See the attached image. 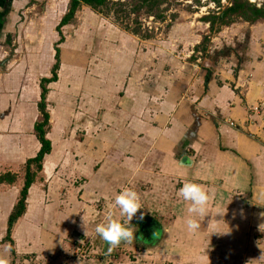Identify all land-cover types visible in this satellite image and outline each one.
<instances>
[{
    "label": "crops",
    "instance_id": "crops-1",
    "mask_svg": "<svg viewBox=\"0 0 264 264\" xmlns=\"http://www.w3.org/2000/svg\"><path fill=\"white\" fill-rule=\"evenodd\" d=\"M33 2L0 0V166L13 149V161L6 163L17 162L18 150L26 162L40 149L38 139L28 155L16 143L30 132L36 136L41 80L52 76L56 59L53 65L49 50L56 54L60 37H46L44 16L29 12ZM207 15L186 14L166 25L172 51L128 45L105 51L104 79L95 68L81 95L79 106L90 115L83 138L61 147L60 175L43 167L46 177L29 189L12 243L3 241L19 189L5 191L0 184L3 264H159L168 254L181 264H264V18L212 25ZM60 67L61 60L57 80L47 86V107L50 85L61 82ZM188 181L209 193L203 215L188 212L190 203L177 196ZM124 187L135 189L144 207L131 225L143 212L163 231L152 248L137 232L120 245L123 253L115 247L108 254L94 227L109 212L122 219L114 198ZM190 218L199 229L187 228Z\"/></svg>",
    "mask_w": 264,
    "mask_h": 264
},
{
    "label": "rangeland",
    "instance_id": "rangeland-1",
    "mask_svg": "<svg viewBox=\"0 0 264 264\" xmlns=\"http://www.w3.org/2000/svg\"><path fill=\"white\" fill-rule=\"evenodd\" d=\"M232 1L233 0H226L225 3H223L222 1L223 6L222 8H219L212 0H166V2L161 4L162 7L168 8V10L165 11V22H162L158 18H154L153 16H149L148 14H146L144 8L137 12H130V16H123L119 13L116 14L115 12L110 13L95 11L92 10L89 6H82L76 12V16L73 22L62 27V34L64 36L63 42L59 43V41L56 40L57 47L59 45L61 49L62 63V67H60L58 75L59 77H61V82L64 84V86H61V82L50 85V90L52 92L50 94V99L48 102L50 103V105L48 104L47 108L49 109L50 113V132L48 134V137L52 142V152L47 155L48 157L46 156L43 162V167L46 165L47 168L50 169V173H53L55 177L57 175H60L61 147L67 143L73 145L82 140L83 137H81V135L84 134L82 130V127L85 124L84 119L86 118V120H88L90 115L86 109H83L79 106L80 100L84 98L81 95L82 93H84L85 87H87V85L89 84L91 77L90 74L93 71L95 72V68H98L99 78L104 79V68L108 65L106 52L108 53V51H110L111 49L109 47H114L115 45L117 47H123L125 45H128L130 46V49L137 48L138 51L140 49H145L146 51L148 47L152 48L156 46L160 47L162 50L167 49L172 51L171 47H167V43L165 40L169 36L168 34L170 31V29L166 27V25L174 21L172 14L175 13V19H177L182 15L185 16L187 14L186 17H188V15L195 12H203L208 14L206 18L213 19L216 15L221 13L223 9H225V7H228L230 5L229 2ZM240 1L246 3L247 1L250 2V0ZM68 4L69 0H34L33 3L29 4V12H33L34 16L38 17V15L40 16L41 14L44 16L45 19L43 21V26L45 27L46 37L49 40L56 36L57 39H59L58 37L61 38L59 32L56 31V22H59L60 19L64 16V13L67 12ZM129 4L130 5L128 6V8L131 9L135 6L136 2H132L130 0ZM249 4L258 6L261 4L264 5V0H253V2ZM136 20L141 24L139 25ZM217 23H219V21H217ZM216 25L214 26L213 31H215L216 28L219 27L218 24ZM34 26H37V24H35ZM138 26H140L139 34L135 32ZM36 33L37 32L35 30V35ZM127 35H130L131 38H127ZM146 35H150V37L147 38L148 36ZM144 36H146V38H144ZM139 39L145 41V44L142 43L143 45H141V43L138 42ZM35 44L38 43L35 42ZM95 47L97 48V51L95 50ZM30 53L33 54L32 52ZM53 53L54 52L50 48L48 58L54 65L55 57L53 55H55V53ZM38 75L39 74H36V78ZM50 76L51 68L47 77ZM36 81L34 80L33 84L37 87ZM80 83L83 84L84 88L78 91L74 90L73 88L76 87L75 85H79ZM81 117L83 120L82 123L80 121ZM41 119L42 115L40 113V120ZM6 140L8 143H10V146H14V143H12L13 140L11 138H6ZM17 141V146L26 148V155L31 153V149L32 152L33 150L35 151L39 145L37 143L38 141L36 136L32 134V132L28 133V137L25 136L24 138H19ZM27 150H30V153H28ZM14 151L15 150L13 149L12 154L9 151L11 155L6 153L8 155V158H5L3 155V164L2 166H0V174L9 172L8 170L5 171V167L9 166L10 168H12L10 170L13 173L19 174L18 180L11 186H2V190L6 191L7 189H19L20 192L24 179L23 176L25 164L28 159L26 160V162H24V159L26 157H24L23 155L21 156V152L18 150L16 160L17 162L6 163V160L13 161V156L15 154ZM43 171L40 173L38 180L45 179L46 176L44 175L45 172ZM163 238L164 235L161 236V241L163 240ZM3 242H0V246L4 244ZM81 245L85 247L86 241H84ZM117 249L118 253L119 250L120 254L123 253V251L121 250L123 249L122 246L117 247ZM134 251V253H141V250L137 251V249H135ZM144 251L148 250L144 249ZM116 252L117 250H114L113 253ZM142 254H145V252L142 251ZM14 261L15 260H13V262L11 263L15 264ZM19 261L20 260L17 259L16 262L18 264H44L41 263V259H29L28 261L21 260V262ZM159 261H161V263L159 264H181L182 262L181 260H179V262L176 263V261L169 260V254Z\"/></svg>",
    "mask_w": 264,
    "mask_h": 264
},
{
    "label": "trees",
    "instance_id": "trees-1",
    "mask_svg": "<svg viewBox=\"0 0 264 264\" xmlns=\"http://www.w3.org/2000/svg\"><path fill=\"white\" fill-rule=\"evenodd\" d=\"M136 2L135 6L131 9L128 8L130 5V0H70L67 8V12L62 17L60 23L57 26V31L61 35L59 43L63 42L64 36L62 34V27L73 22L76 12L81 8L82 5L91 7L95 11L101 12H115L116 14H121L123 16L129 15L130 12H137L141 9H145L146 14L158 18L162 22L166 20L165 11L168 10L167 7H162L161 4L166 2V0H131ZM215 4L222 8V0H212ZM173 18L176 17V14H172ZM239 17L244 20L257 21L264 18V5L260 8H256L254 5L248 6L246 2H241L240 0H233L232 5L227 7L222 16H215L211 20L213 25L215 22L219 21L222 25H229L234 22ZM138 20V19H137ZM136 20V21H137ZM138 22V21H137ZM140 25L141 23L138 22ZM137 34L140 33V26L135 30ZM148 36V35H146ZM144 36V38H146ZM150 35L147 37L149 38ZM58 43V44H59ZM56 63L52 69V76L50 78H43L41 80V101L39 102V110L42 115V119L36 122L35 124V133L37 139L40 143V149L35 157L29 158L25 164L23 184L19 192V197L9 215L7 223V233L5 241L13 242L12 240V231L15 225L18 223L20 218L26 212L27 198L29 194V189L37 181L40 176V173L43 171V162L47 155L52 151V142L48 138L50 132V114L47 110V93H48V84L57 80V70L60 65V49L56 47L55 54ZM19 174L13 172H5L0 174V184L11 186L17 182ZM135 232H138V235L142 237L143 242L151 243L149 247L156 246L159 244V239L155 237L158 236V232L163 231L161 223L158 219L144 216L142 220L136 219L133 222ZM143 230V232H142ZM135 233V234H136ZM145 247V248H149Z\"/></svg>",
    "mask_w": 264,
    "mask_h": 264
},
{
    "label": "clouds",
    "instance_id": "clouds-1",
    "mask_svg": "<svg viewBox=\"0 0 264 264\" xmlns=\"http://www.w3.org/2000/svg\"><path fill=\"white\" fill-rule=\"evenodd\" d=\"M177 196L183 201L190 203L188 212L194 213L197 216L203 215L206 212L210 197L209 193L201 184L194 181L185 182L177 190ZM114 205L119 209V215L122 219L113 218L112 213L109 212L106 221L97 223L94 227L95 233L107 244L108 254L115 247L120 246L122 242L129 244L134 240L136 232H134V226L130 222L136 216L138 210L144 208L141 203L140 194L131 187H124L119 191L114 198ZM143 217L144 213L141 212L138 219L142 220ZM186 224L187 228L193 231L200 227L195 218L188 219ZM85 235H87L86 229ZM0 264H3L2 260H0Z\"/></svg>",
    "mask_w": 264,
    "mask_h": 264
},
{
    "label": "built area",
    "instance_id": "built-area-1",
    "mask_svg": "<svg viewBox=\"0 0 264 264\" xmlns=\"http://www.w3.org/2000/svg\"><path fill=\"white\" fill-rule=\"evenodd\" d=\"M260 106H262V104H260ZM259 109H255V111H258ZM233 124V123H232ZM83 247V246H82ZM83 251V248L82 249H80V252H82ZM84 253V252H83Z\"/></svg>",
    "mask_w": 264,
    "mask_h": 264
}]
</instances>
